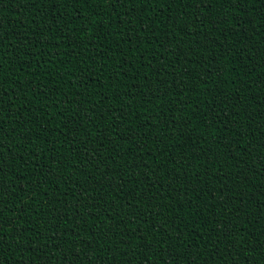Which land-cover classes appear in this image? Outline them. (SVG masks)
I'll return each mask as SVG.
<instances>
[{"label": "trees", "instance_id": "trees-1", "mask_svg": "<svg viewBox=\"0 0 264 264\" xmlns=\"http://www.w3.org/2000/svg\"><path fill=\"white\" fill-rule=\"evenodd\" d=\"M0 264H264V0H0Z\"/></svg>", "mask_w": 264, "mask_h": 264}, {"label": "snow or ice", "instance_id": "snow-or-ice-1", "mask_svg": "<svg viewBox=\"0 0 264 264\" xmlns=\"http://www.w3.org/2000/svg\"><path fill=\"white\" fill-rule=\"evenodd\" d=\"M119 0H111L112 6L114 7L116 3H118ZM227 2V0H226ZM231 2V6L234 7L235 5H237L238 3L241 2V0H230ZM210 3V0H201V4L202 5H207ZM131 139V138H130ZM239 231V230H237ZM4 241L7 242V237L4 238Z\"/></svg>", "mask_w": 264, "mask_h": 264}]
</instances>
